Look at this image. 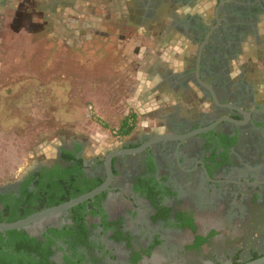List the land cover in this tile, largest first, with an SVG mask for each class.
I'll use <instances>...</instances> for the list:
<instances>
[{"label":"flooded vegetation","instance_id":"flooded-vegetation-1","mask_svg":"<svg viewBox=\"0 0 264 264\" xmlns=\"http://www.w3.org/2000/svg\"><path fill=\"white\" fill-rule=\"evenodd\" d=\"M215 2L211 17L191 18L182 69L160 76L161 86L190 95L193 109L200 106L195 115H181L178 105L162 133L130 136L93 159H85L82 143H63L0 185V223L7 224L107 184L66 211L0 232L3 260L240 264L264 256V88L239 62L244 39L256 38L264 24V0ZM13 231L35 247L17 243Z\"/></svg>","mask_w":264,"mask_h":264},{"label":"rangeland","instance_id":"rangeland-1","mask_svg":"<svg viewBox=\"0 0 264 264\" xmlns=\"http://www.w3.org/2000/svg\"><path fill=\"white\" fill-rule=\"evenodd\" d=\"M22 3L27 7L34 1L23 0ZM215 5L212 0L209 16ZM25 14L8 16L15 23L12 27H8V23L3 30L10 38L7 44H17L18 30L22 28L16 23L28 24ZM40 14L37 13L38 21ZM31 18H35L34 15ZM29 34L25 35L26 40L30 39ZM89 34L91 39L87 38L84 44L81 39L77 43L74 36L68 37V44H63L58 37L52 36L47 42L38 35L36 43L30 40V44L16 45L9 53L6 44H1L0 51L5 54L0 62L5 64L0 67V185L11 181L32 164L52 156L63 143H82L87 160L102 157L122 142L116 138L115 131L129 112L137 115V126L131 135L135 139L162 133L161 124L178 105L183 116L195 115L200 107L197 104L198 108H192L190 95H178L159 83L160 76L166 71L182 69L186 61V43L178 47L175 56L174 53H160V47L153 42L154 58L146 61L141 60L139 44L135 45L129 59H125L128 45L123 41L122 45L98 42L93 32ZM255 35L257 39L254 33L244 39L239 62L247 77L262 89L264 24ZM140 40L145 48L148 40ZM176 44L180 46L179 42ZM93 52L99 57H92ZM12 55L17 58L13 59ZM160 56L166 58L164 64L158 66ZM176 64L180 65L179 70L174 69ZM152 65L158 70L153 77L147 73L148 79L143 72H152ZM9 84L16 85L14 92L6 91ZM260 230L264 236V225Z\"/></svg>","mask_w":264,"mask_h":264},{"label":"crops","instance_id":"crops-1","mask_svg":"<svg viewBox=\"0 0 264 264\" xmlns=\"http://www.w3.org/2000/svg\"><path fill=\"white\" fill-rule=\"evenodd\" d=\"M22 1L0 0V49L1 44H6L8 53L14 50L16 45H23L26 42L30 44V40L36 43L38 35L47 42L52 36L58 37L63 44H68V37L74 36L77 43H79L78 39H81V44H84L90 36L89 33L93 32L98 42L108 41L122 45L123 41L128 45V54L125 53L123 57L125 59H129L130 54L135 50V45H141L139 46L141 60L146 61L151 57L154 58L155 54L152 51L154 44L160 47L159 52L164 54L174 53L175 55L183 42L186 43V54L191 51L189 39L191 18L196 16L205 20V16H209L208 13L212 9V0H182V2L181 0H33L34 4L30 3L32 6L26 5L27 7H24L26 3ZM22 7L26 9L20 12L19 9ZM17 13H26L28 24L23 21L16 23V26L21 25L22 29L18 30L20 36L16 37L17 44L13 46L7 44L10 38H7L3 30L8 23V27L14 25V20L8 19V16H14ZM37 13H42L39 16L40 21L37 20ZM31 15L35 18H31ZM22 16L21 14L20 17ZM27 27L29 31L26 30ZM27 33H30L28 40L25 38ZM64 33L67 35L60 39L59 37L64 36ZM150 38H152L151 42H149ZM140 39L148 40L145 48H142L143 42ZM177 42L180 46L176 44ZM3 54L5 53L0 51V61L4 60ZM12 56L13 59L17 58L15 55ZM93 56L98 54L93 52ZM4 58L7 59L6 56ZM165 58V56L158 58V66L164 64ZM4 64L5 62H0V67ZM180 68L179 64L174 66V69ZM151 69L152 72L149 70L143 73L145 75L150 73L153 77L158 69H154L153 65ZM147 78L149 79V75ZM12 83L17 84L15 81ZM14 84L6 86V91L10 89L14 92L16 89ZM1 88L5 90V86Z\"/></svg>","mask_w":264,"mask_h":264},{"label":"water","instance_id":"water-1","mask_svg":"<svg viewBox=\"0 0 264 264\" xmlns=\"http://www.w3.org/2000/svg\"><path fill=\"white\" fill-rule=\"evenodd\" d=\"M113 153L109 154L107 156V159H106V166L108 168V171H109V167H110V159L111 157H113ZM107 187V184H105L104 186H101L97 189H95L94 191H92L91 193L87 194V195H84L80 198H77L75 200H72L71 202L61 206V207H58L56 209H51V210H46L44 212H40V213H37L25 220H21V221H18V222H15V223H7V224H2L0 223V232H6V231H12V230H19L21 228H24L26 227L28 224H30L31 222H34L36 220H39V219H42V218H45L53 213H56V212H60V211H66L70 208H72L73 206H76L78 205L79 203L85 201L86 199H89V198H92L93 196L99 194L101 191H103L105 188ZM244 264H264V256L256 259V260H253L251 262H247V263H244Z\"/></svg>","mask_w":264,"mask_h":264},{"label":"trees","instance_id":"trees-1","mask_svg":"<svg viewBox=\"0 0 264 264\" xmlns=\"http://www.w3.org/2000/svg\"><path fill=\"white\" fill-rule=\"evenodd\" d=\"M136 126H137V115L135 113H133V112H129L126 116H124L122 118V120L118 124V127H117V129L115 131V136L118 139V141H123L124 139L130 137L132 135L133 131L135 130ZM66 159H69V160L73 159L74 160V156H67ZM75 161L78 162V164H80L82 162L81 159L75 160ZM60 181L62 182L61 186L63 184H65L64 180H60ZM43 194L44 193H42L40 196H42ZM45 203H48V202H45ZM192 228L194 229V227H192ZM12 234H16L17 235V243H22L24 245L26 243H29L30 245H32V249L35 247V244L33 243L35 240H32V239L29 240L28 237L25 235V233L13 231ZM22 250H25V249H22ZM20 251H21V249H18V250L16 249L15 252H20ZM260 257L261 256L254 257L251 260H248L247 262H251V261L256 260V259H258ZM39 261L42 262L43 259H40ZM247 262H244V263H247ZM244 263H240V264H244ZM0 264H21V263L20 262L12 263V262L8 261L5 258L3 260V258L0 257ZM40 264H42V263H40Z\"/></svg>","mask_w":264,"mask_h":264}]
</instances>
